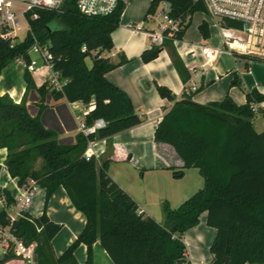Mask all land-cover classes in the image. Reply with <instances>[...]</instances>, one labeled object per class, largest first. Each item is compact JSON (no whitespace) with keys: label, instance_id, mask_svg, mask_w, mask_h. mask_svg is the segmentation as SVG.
<instances>
[{"label":"trees","instance_id":"obj_1","mask_svg":"<svg viewBox=\"0 0 264 264\" xmlns=\"http://www.w3.org/2000/svg\"><path fill=\"white\" fill-rule=\"evenodd\" d=\"M163 1L170 5L172 18L184 21L188 16V20L173 39L143 51L140 60L150 62L164 47L181 81L186 83L190 74L172 42L182 39L191 16L203 9L193 0H151L147 14ZM76 2L65 0L60 11L33 10L36 18H29V31L22 42L10 48L0 41V75L19 56L28 61L27 51L35 42L45 45L52 57V70L67 82L61 91H55L47 82L37 87L31 74L24 70L25 94L34 92L41 101L49 95L55 101L64 98L83 105L93 102L84 123L91 126L94 121L103 120L105 127L95 134L79 132L73 143L63 144L55 131L41 124L38 115H29L24 100L15 104L1 96L0 148L7 151L5 168L18 185L28 178L36 180L45 202L63 189L85 224L59 255L54 254L51 241L61 226L49 220L45 212L37 218L25 213L13 221L14 235L25 246L36 245V264H78L75 251L81 245L86 247L83 264H93L95 242H99L113 264H189L185 260L183 234L196 226L205 212L207 226L215 229L208 264H264V131L254 130L252 118L258 110L251 109L253 103L264 102V96L255 90L245 91L246 103L241 106L229 97L199 105L191 101V93H186L162 117L153 140L170 146L181 160L180 167L170 168L172 178L182 179L185 170L196 169L203 188L176 209L164 201V221L159 224L141 213L129 195L108 177L106 162L98 168L93 156L89 160L83 156L88 142L128 130L142 120L127 95L105 78L109 71L126 62L124 57L114 63L102 56L113 48L110 35L119 25L124 4L119 1L110 15L87 17L79 13ZM198 30L204 39L209 37L204 22ZM233 56L264 63L258 57L236 53ZM231 86L243 89L237 76ZM156 90L161 98L175 99L165 87L156 85ZM261 111L264 113V107ZM37 161L39 166L35 168ZM0 197H4L5 204L12 203L10 192L0 189ZM8 224L2 209L0 226ZM11 258L6 255L0 264Z\"/></svg>","mask_w":264,"mask_h":264},{"label":"crops","instance_id":"obj_2","mask_svg":"<svg viewBox=\"0 0 264 264\" xmlns=\"http://www.w3.org/2000/svg\"><path fill=\"white\" fill-rule=\"evenodd\" d=\"M119 1L124 4V9L118 27L110 35L113 48L109 52H104L102 56L114 63H117L120 57H124L126 62L109 71L105 78L127 95L135 114L142 122L108 138L94 141L90 152L98 168L106 162L108 177L129 195L141 213L152 218L147 213H150V197L153 194L159 195L158 193H161L159 191H162V187L166 185L170 187L180 185L188 172H193L192 170L198 174L196 169H187L182 179L172 178L170 168L180 167L181 160L170 146L155 143L153 140L154 131L162 117L176 101L186 95V85L190 80L199 85V89L191 93L190 98L192 102L199 105L220 102L225 97H229L236 105L241 106L246 103L245 91L255 90L264 96V64L247 62L229 53H222L211 63L205 64L200 47L221 48V37L213 20L210 19L209 22L203 11L195 12L194 14L198 13L202 16L196 25L199 35L196 43L183 41L179 45L186 30L181 40L172 42L187 70L192 64L199 68L195 74L190 75L186 83H183L164 47H161L157 57L150 62L143 63L140 60L141 53L153 46L147 35L154 29L153 23L147 17L151 0ZM203 22L208 28L209 37L207 39H204L198 30V26ZM3 71L0 75V97L7 96L15 104L24 100L30 116L38 115L41 124L55 131L61 143H73L75 135L80 132L79 121H84V117L93 109L94 103L83 105L79 102H68L64 98L55 101L49 95L41 101L34 92L25 94L23 68L17 73V83L11 80V71ZM50 74L49 69L40 67L31 74V77L34 84L39 87L48 82ZM235 76L241 80L243 89L231 86ZM156 85L167 88L175 99L170 101L161 98L157 93ZM39 106L40 109H38ZM263 107L264 102L258 104V111L252 118V125L257 133L264 131V113L261 111ZM256 114H259L261 118L256 117ZM256 126L259 128L256 129ZM6 156V149L0 148V189L13 195L15 194V180L9 176L5 168ZM199 180L197 185L200 184ZM188 193L190 191L184 193L185 197ZM43 197L45 199L44 192L40 190L28 209L27 213L30 216L39 217ZM163 199L161 193L158 201H164ZM46 203H48L46 216L61 226V230L51 241L52 249L55 247L54 244L57 245L55 251L53 249L54 254L59 255L81 232L85 220L75 211L61 188ZM2 208L3 204L0 201V210ZM64 230L68 232L60 238ZM214 236L215 229L207 226L204 212L199 216L198 224L183 234L185 260L189 264H208L212 259L209 249ZM85 252L86 247L82 245L75 251V256L76 254L79 256L77 257L79 264L82 263ZM92 257L93 264H113L99 242H95L92 246Z\"/></svg>","mask_w":264,"mask_h":264},{"label":"built area","instance_id":"obj_3","mask_svg":"<svg viewBox=\"0 0 264 264\" xmlns=\"http://www.w3.org/2000/svg\"><path fill=\"white\" fill-rule=\"evenodd\" d=\"M193 2L202 6L203 13L214 21L221 37V48L200 47L205 64L211 63L222 53H236L264 59V0H193ZM64 3L65 0H0V41L8 43L10 48L14 47L23 41V39L19 40L22 25L28 32L29 18H36L33 10L60 11ZM118 3L119 0H77L76 7L84 16L99 17L113 13ZM171 10L170 5L163 1L148 14V19L154 25V29L147 34L153 46H162L165 40L173 39L180 30H183L188 16L184 21L180 17L172 18ZM30 53L37 54L39 60L32 59ZM27 55L28 61L23 56L15 59L30 74L35 73L40 67L49 69L51 74L47 83L55 91H61L67 81L60 79L59 74L52 70V57L48 47L35 42L27 51ZM201 69L203 71V66ZM198 70L195 64L188 68L190 75ZM198 89L199 85L191 80L186 85L188 94ZM251 109L257 111L258 104L253 103ZM104 127L103 120H96L91 126H86L84 121L78 123V129L84 135L95 134ZM92 144L93 142H88L83 153L86 160L92 156L90 152ZM13 180H15V194L12 195V203L7 205L4 197H0L2 209L5 210L9 221L7 226H0V260L6 255H23L31 261L36 245L33 243L24 246L12 232L11 223L28 212L33 199L41 189L37 181L32 178H28L21 185H18L16 179Z\"/></svg>","mask_w":264,"mask_h":264},{"label":"rangeland","instance_id":"obj_4","mask_svg":"<svg viewBox=\"0 0 264 264\" xmlns=\"http://www.w3.org/2000/svg\"><path fill=\"white\" fill-rule=\"evenodd\" d=\"M201 17H202L201 14H198V13L194 14L192 16L190 26L186 29V34L184 35L182 41L179 42V45L183 41L189 42V43H196V41L198 40V37H199L196 25H197V22H199ZM208 21L210 22L209 18H208ZM22 28L23 29L19 32V40L24 39L26 34H27V31L25 30L24 25H22ZM30 57L34 60H37V61L39 60L38 55L35 53H30ZM86 63L88 66H90V64H91L89 60H87ZM259 63H262V62H259ZM20 69H22V66L18 63V61L16 59H14L7 65L6 69L3 72L11 71L12 72L10 75L11 80L13 81V83H17V73ZM256 117L261 118V116L259 114H256ZM258 128H259V126H256V129H258ZM38 166H39V161H37L35 168H38ZM192 171L193 172H188V174L186 175L184 180H182L180 182V185L173 186V187L166 185V186L162 187V189H161L162 191H159L163 194V198H164L163 200L169 204L171 209L178 208V206L182 202H184L186 199H188L190 196H192L195 192H197L198 190H201L203 188L202 178L197 174L196 171H194V170H192ZM198 179H200L199 185H197ZM187 191H190V193H188V195H186L187 197H185L184 193H186ZM161 193H158L159 195L153 194L150 197V202H151L150 211H149L150 213H147V214H150L149 216L154 218L153 220L158 221L159 224H163V221H164V217H163L162 209H161V205L164 201H158ZM183 194H184V197H183ZM47 204L48 203L45 202V199L43 197L42 204L40 205V215H42L43 212H45V214H46ZM12 210L13 209L11 208L10 211H12ZM67 232H68L67 230H64L62 232L60 238L63 237V235H65V233H67ZM54 246L57 248L56 244H54ZM55 247L53 248L54 251H55ZM76 253L78 254V252H76ZM77 254L75 256V259L78 263L80 261L77 258V257H79ZM85 260H86V252L84 253V259H83L82 263H80V264H83L85 262ZM4 264H36V254L34 252L31 261L23 255H12V258L10 260H8L7 262H5Z\"/></svg>","mask_w":264,"mask_h":264}]
</instances>
